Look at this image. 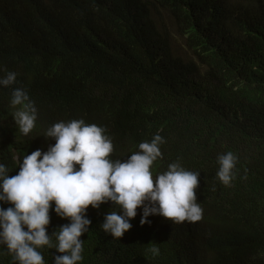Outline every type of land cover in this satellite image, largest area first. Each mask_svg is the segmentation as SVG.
<instances>
[{
    "label": "trees",
    "instance_id": "obj_1",
    "mask_svg": "<svg viewBox=\"0 0 264 264\" xmlns=\"http://www.w3.org/2000/svg\"><path fill=\"white\" fill-rule=\"evenodd\" d=\"M7 71L17 78L0 86V143L48 140L54 123L83 119L128 156L159 134L165 159L200 173L201 230L155 215L114 238L91 206L79 264H264L259 218L242 217L241 198H209L237 189L264 215V0H0ZM15 88L38 111L27 136L12 119ZM228 151L238 161L225 186L217 157ZM40 251L45 264L60 255ZM0 264H13L4 246Z\"/></svg>",
    "mask_w": 264,
    "mask_h": 264
},
{
    "label": "clouds",
    "instance_id": "obj_2",
    "mask_svg": "<svg viewBox=\"0 0 264 264\" xmlns=\"http://www.w3.org/2000/svg\"><path fill=\"white\" fill-rule=\"evenodd\" d=\"M16 78L17 73L7 71L0 86L8 87ZM10 107L14 123L27 136L38 118L35 102L15 88ZM43 136L51 139L0 143V246L12 255L13 264H45L44 246L60 253L53 264H79L80 238L91 225L89 209L101 204L107 214L100 226L114 238L151 223L155 215L182 228H201L200 173L165 159L159 134L139 143L130 156L122 154L105 128L83 119L56 122ZM237 161L231 151L218 155L216 176L223 185L230 186ZM209 198L218 205L241 198L238 212L244 219L259 218L256 230H263L264 215L259 216L248 195L237 189L223 195L211 188ZM47 226L56 230L49 235ZM149 251L156 256L160 249L153 245Z\"/></svg>",
    "mask_w": 264,
    "mask_h": 264
}]
</instances>
